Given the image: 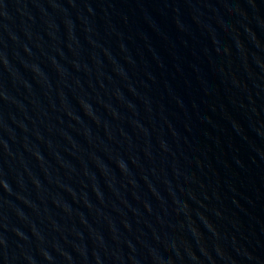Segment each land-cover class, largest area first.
I'll list each match as a JSON object with an SVG mask.
<instances>
[{
    "label": "water",
    "instance_id": "1",
    "mask_svg": "<svg viewBox=\"0 0 264 264\" xmlns=\"http://www.w3.org/2000/svg\"><path fill=\"white\" fill-rule=\"evenodd\" d=\"M0 264H264V0H0Z\"/></svg>",
    "mask_w": 264,
    "mask_h": 264
}]
</instances>
